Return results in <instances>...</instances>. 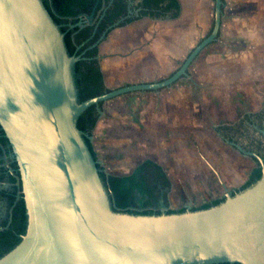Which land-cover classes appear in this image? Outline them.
Returning <instances> with one entry per match:
<instances>
[{
  "label": "water",
  "instance_id": "1",
  "mask_svg": "<svg viewBox=\"0 0 264 264\" xmlns=\"http://www.w3.org/2000/svg\"><path fill=\"white\" fill-rule=\"evenodd\" d=\"M221 5L213 0L209 33L172 74L78 102L72 70L80 55H67L63 33L42 1L0 0V128L26 213L24 233L0 256V264H264L261 158L252 154L262 164L259 179L233 195L215 172L225 192L216 205L191 210L188 199L183 212L166 213L169 207L160 197L153 208L158 214H131L114 207L76 127L79 114L91 105L100 118V102L188 77L190 64L217 40ZM79 17L70 28L92 25L93 11Z\"/></svg>",
  "mask_w": 264,
  "mask_h": 264
},
{
  "label": "crops",
  "instance_id": "2",
  "mask_svg": "<svg viewBox=\"0 0 264 264\" xmlns=\"http://www.w3.org/2000/svg\"><path fill=\"white\" fill-rule=\"evenodd\" d=\"M223 1L219 36L225 34L224 25L228 28L233 24L241 30L246 22L254 20L255 15L264 17V0ZM178 2L179 14L175 19L142 17L107 33L98 46L101 56L98 62L108 88L164 79L178 68L187 54L175 53L169 57L162 47L184 46L187 34L197 37L196 44L209 33L213 1ZM151 45L156 49L149 54L145 50L151 49ZM169 60L182 61L176 66ZM101 109L103 115L91 132L92 148L101 166L111 168L116 175H125L145 159L165 163V158L160 159L155 152L154 141L179 140L180 128L187 115L185 89L170 85L159 90L127 93L103 102ZM165 146L168 144L159 145L158 151L164 154ZM166 152L167 156L173 157L170 149Z\"/></svg>",
  "mask_w": 264,
  "mask_h": 264
},
{
  "label": "rangeland",
  "instance_id": "3",
  "mask_svg": "<svg viewBox=\"0 0 264 264\" xmlns=\"http://www.w3.org/2000/svg\"><path fill=\"white\" fill-rule=\"evenodd\" d=\"M243 26L238 30L233 24L228 28L224 25L225 34L218 35L216 41L198 54L188 68V77L172 84L185 89L186 122L180 128L179 140L154 141L155 152L160 159L165 158V163L159 164L170 183L166 194L170 209L185 206L188 199L191 206H197L222 195L223 189L204 159L219 173L225 185L231 187L241 184L254 165L251 158L222 142L213 130L264 104V17L255 15L254 20ZM194 36L187 34L184 46L162 48L169 57L175 53L186 55L198 40ZM154 48L151 45L145 51L151 54ZM181 61L169 60V63L177 66ZM163 143L168 144L165 156L158 151ZM168 149L173 157L167 156ZM102 167L107 174H117L107 166Z\"/></svg>",
  "mask_w": 264,
  "mask_h": 264
},
{
  "label": "trees",
  "instance_id": "4",
  "mask_svg": "<svg viewBox=\"0 0 264 264\" xmlns=\"http://www.w3.org/2000/svg\"><path fill=\"white\" fill-rule=\"evenodd\" d=\"M41 1L54 23L58 25L59 31L63 33L67 55H80L72 70L78 102L109 91V88L104 84L103 74L97 59L98 45L92 46L104 30L118 21L116 26L106 31L103 40L111 29L124 26L142 17L175 19L179 14L178 0H139L133 7V9H137V13H131L130 15H127L128 1L134 0H50L51 7L48 0ZM221 3L222 10L224 1L221 0ZM91 11H93V15L97 13L95 21H98V23L94 33L93 25H86L81 28L77 26L69 27V25L75 24L79 20V14H90ZM77 46L79 47L76 48ZM102 104V102L98 104L100 108H102ZM97 119L98 112L95 106L91 105L79 114L76 127L81 132L92 158L97 161L96 167L99 177L111 192L114 207L131 214H158V211L153 212L139 208L146 206L150 199L155 198L154 193L157 191L155 181L162 184L167 183L162 167L150 159H145L136 165L129 174H107L98 162L90 141L91 132ZM260 176V167L253 168L247 180L233 189L231 195L251 186ZM8 180L12 183L15 182L14 177H9ZM19 188V186L13 184L12 195H10L9 200L11 207L10 222L0 230V256L17 244L25 231L26 213L21 194L15 199V194ZM223 200L224 197L215 198L200 205L192 206L191 210L208 208ZM184 210V207L169 208L166 213H179Z\"/></svg>",
  "mask_w": 264,
  "mask_h": 264
},
{
  "label": "flooded vegetation",
  "instance_id": "5",
  "mask_svg": "<svg viewBox=\"0 0 264 264\" xmlns=\"http://www.w3.org/2000/svg\"><path fill=\"white\" fill-rule=\"evenodd\" d=\"M136 3H137L136 0L128 1L127 14H128V10L131 11L130 14L136 13L137 10L133 9ZM96 16L97 13L96 15H93V23H92L93 28L95 24L97 27L98 21H95ZM213 130H214V134L218 138H220L222 142L228 144L231 148L237 150L240 155L251 158L252 161L254 162V165L249 170L246 179L241 184H243L247 180L248 175L253 168L260 167V169H262L261 168L262 164L255 157H253L252 154L261 158L264 164V104L258 110H253L243 113L242 116H240L236 121L232 123H223L213 127ZM204 161L214 172L218 180L216 173L218 175L219 173L205 159ZM14 164L15 162L11 157L10 147L8 145L7 139L5 138L4 133L0 128V230L6 227L10 222V211H11V207L9 203L10 195H12L13 184L18 186L16 184V178H15L17 175V171H16L17 168H16V164L15 166ZM165 176L167 178V183L162 184L159 181H155V189L157 190L154 193L155 198L150 199L146 206L139 209H146L147 211H153V212L158 211L157 209H153V208L158 206L160 197L163 198V201L166 204V194L169 191L170 183L168 182V177L166 174ZM9 177H14L15 182L14 183L10 182L8 180ZM218 182L221 185L219 180ZM241 184L235 187L227 186L229 188L230 194L232 193L233 189L239 187ZM18 191L15 194V199H17L20 194V193L18 194ZM222 197H225L224 191L222 192V195L219 196L218 198H222Z\"/></svg>",
  "mask_w": 264,
  "mask_h": 264
}]
</instances>
